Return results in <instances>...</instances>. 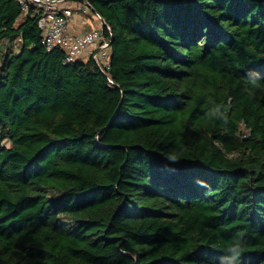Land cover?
Returning <instances> with one entry per match:
<instances>
[{
  "label": "trees",
  "instance_id": "obj_1",
  "mask_svg": "<svg viewBox=\"0 0 264 264\" xmlns=\"http://www.w3.org/2000/svg\"><path fill=\"white\" fill-rule=\"evenodd\" d=\"M89 1L105 73L0 0V264H264V0Z\"/></svg>",
  "mask_w": 264,
  "mask_h": 264
},
{
  "label": "built area",
  "instance_id": "obj_2",
  "mask_svg": "<svg viewBox=\"0 0 264 264\" xmlns=\"http://www.w3.org/2000/svg\"><path fill=\"white\" fill-rule=\"evenodd\" d=\"M15 1L21 8V18H36L41 44L46 50L64 51V63L92 60L101 72L108 70L111 28L89 0ZM88 19L94 22V27H88Z\"/></svg>",
  "mask_w": 264,
  "mask_h": 264
},
{
  "label": "clouds",
  "instance_id": "obj_3",
  "mask_svg": "<svg viewBox=\"0 0 264 264\" xmlns=\"http://www.w3.org/2000/svg\"><path fill=\"white\" fill-rule=\"evenodd\" d=\"M246 79L250 86L252 87H258L260 82V74L254 70H249L247 72ZM207 116L210 119H218L223 121L224 124L228 123V116L227 111L224 109V106L221 104H214L213 107H211L208 112ZM170 161L175 162L177 160V157L175 155H169L167 157ZM228 252L230 253L229 256L221 257L219 264H236L237 259L241 255L242 247L239 242L233 244L229 249Z\"/></svg>",
  "mask_w": 264,
  "mask_h": 264
},
{
  "label": "rangeland",
  "instance_id": "obj_4",
  "mask_svg": "<svg viewBox=\"0 0 264 264\" xmlns=\"http://www.w3.org/2000/svg\"><path fill=\"white\" fill-rule=\"evenodd\" d=\"M86 18V17H85ZM19 19H21V18H19ZM87 21V24H88V27L89 28H91V27H94L95 25H94V22L92 21V20H86ZM0 48L2 49V50H4V45H1L0 46ZM13 50L14 51H17L18 50V42H14V44H13Z\"/></svg>",
  "mask_w": 264,
  "mask_h": 264
},
{
  "label": "crops",
  "instance_id": "obj_5",
  "mask_svg": "<svg viewBox=\"0 0 264 264\" xmlns=\"http://www.w3.org/2000/svg\"><path fill=\"white\" fill-rule=\"evenodd\" d=\"M76 28H77V27H76ZM77 29H79V27H78Z\"/></svg>",
  "mask_w": 264,
  "mask_h": 264
}]
</instances>
